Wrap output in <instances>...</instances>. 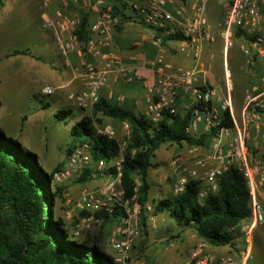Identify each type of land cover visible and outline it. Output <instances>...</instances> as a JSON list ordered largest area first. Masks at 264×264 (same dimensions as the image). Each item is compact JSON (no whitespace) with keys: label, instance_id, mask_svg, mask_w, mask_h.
<instances>
[{"label":"built area","instance_id":"obj_1","mask_svg":"<svg viewBox=\"0 0 264 264\" xmlns=\"http://www.w3.org/2000/svg\"><path fill=\"white\" fill-rule=\"evenodd\" d=\"M57 1L52 19H44L42 28L48 33L52 44L58 54L66 57L70 52L82 58L84 56L99 57L102 61L100 67L84 63L81 68L73 69V74L80 81V90L70 95L75 105L82 111H92L93 106L100 98V91L104 87L107 77L121 71L120 57L114 51H102L103 47L112 42V35L120 23L119 17L114 14L112 4L106 0H45V4ZM71 1L79 2L86 8L96 9V18L88 27L89 37L85 42H80L78 30L82 18L68 13L67 8ZM126 4L130 10L140 17L142 22L155 30H160L166 36L179 37L176 53L193 61L191 68H174L159 54L153 61L156 74V84L146 109V117L157 123L163 113L176 115L179 113L180 101L188 100L185 109H191L197 104H209L207 113L193 109V115L188 125L187 132L193 134L198 125L203 122L204 130L217 128V136L213 138L212 154L210 157L219 161V164L200 175L196 168L189 171L188 175L179 176L172 186L174 196L181 194L187 183L197 181L200 183L198 199L203 200L207 193L214 191L219 179L231 166H237L241 171L249 188L250 217L240 226L243 237V257L238 258L231 254L217 255L208 250L206 243L199 242L190 249L182 264H246L250 259L254 229L264 222V206L257 198V190L264 186V164L253 159L247 146L248 129L253 124L262 122L264 118V90L260 95L248 93L245 97V120L238 126L232 113L230 98L231 87H227V95L220 102L218 108L214 106L216 97L212 87L204 81L198 84L199 76L206 72L203 62L205 48L213 42L214 37L209 28L205 15L206 5L209 0H194L196 7L190 14L183 3L175 4L174 0H119ZM264 0H231L225 17V27L221 37L226 48L232 45V30H240L252 38L251 44L255 48H264V17L261 5ZM168 5L174 6V12L167 9ZM155 44L162 45L161 38L155 39ZM246 53L248 51H245ZM225 77L229 78L228 71ZM129 81L133 79L127 75ZM55 88L44 86L42 95L50 96ZM226 113L231 123L230 126L222 124L221 116ZM98 135L108 140L118 142L116 129L105 124H95ZM129 125L121 123L123 141L119 144L120 154L113 160H93L86 144H77L69 153L65 165L52 172V184L62 185L71 179L77 178L84 171L89 172L90 181L107 178L106 181L92 189H83L78 196L63 193L64 204L79 214L76 223L75 235L89 228L90 223L98 222L97 215L113 213L115 208L123 211L124 217L118 226L111 229L110 245L121 257H127L140 233L142 211L151 213L152 204L145 203L141 206L137 196L126 197L121 187L122 151L129 139ZM178 157L172 161L176 166ZM195 167H203L202 159L195 161ZM111 169V173L108 171ZM119 260V259H118ZM143 264V263H139Z\"/></svg>","mask_w":264,"mask_h":264},{"label":"trees","instance_id":"obj_2","mask_svg":"<svg viewBox=\"0 0 264 264\" xmlns=\"http://www.w3.org/2000/svg\"><path fill=\"white\" fill-rule=\"evenodd\" d=\"M106 1L112 4L120 22L135 20L145 25L126 4L119 0ZM3 5L4 0H0V10ZM155 33L162 44L179 39L166 36L160 30ZM235 36L250 39L240 30H236ZM88 37V19L82 17L78 38L85 42ZM12 54L31 56L29 49H15ZM35 59L44 62L42 58ZM194 108L207 113L210 105L197 104L176 115L166 112L153 123L146 116L113 106L100 97L91 114L70 127L72 141L67 151L69 153L77 144H86L94 161L113 160L120 154L118 142L98 135L94 126L110 124L115 127L128 123L130 136L122 151L121 187L126 197L136 195L137 202L143 206L150 190L147 172L155 166L152 160L162 145L206 148L217 136V128L199 136L186 131ZM67 116L65 111L54 115L57 121H64ZM221 118L223 125H231L226 113ZM60 168L46 172L37 154L25 149L18 135L7 132L0 125V264H123L115 256L117 253L110 242L106 243L100 234L91 236L88 231H82L75 235L77 220L68 222L57 212L56 199L61 188L53 190L51 180L52 172ZM108 172L111 173V169ZM88 174L87 170L81 173L78 182L90 181ZM199 190L200 183L190 181L181 194L154 201L152 214L166 213L175 225L192 228L209 246L237 251L235 236L241 235L240 226L249 220L251 213L249 188L241 171L231 166L217 182L216 189L207 193L203 200L198 199ZM146 215L148 213L142 211L140 231L141 227L145 229ZM97 217L103 226L109 224L111 232L112 226L121 223L124 213L115 208L110 215Z\"/></svg>","mask_w":264,"mask_h":264},{"label":"crops","instance_id":"obj_3","mask_svg":"<svg viewBox=\"0 0 264 264\" xmlns=\"http://www.w3.org/2000/svg\"><path fill=\"white\" fill-rule=\"evenodd\" d=\"M41 1L42 0H16L15 4H20L25 7L31 5L32 3L39 5ZM174 2L176 5L183 3L190 14L196 7L194 0H174ZM230 4L231 0H209L206 5L205 15L214 40L205 48L203 62L206 65V72L204 75L199 76L198 84H202L205 81L207 85L214 89L216 94L214 106L217 108L220 102L223 101L227 95V87H231L230 98L233 117L236 124L238 126H242L246 116V95L248 93L260 95L264 90V48H255L252 46V38L248 39L246 37L244 38V36L236 37V30L234 29L232 30V33L237 42L234 44L232 43L229 48L225 47L220 34L225 27V17ZM45 6L46 7H41L37 11L36 15L39 22L47 18L52 19L54 10L59 6V3L57 1H53ZM167 9L170 12H174L175 10L172 5H168ZM67 10L68 13L78 15L81 18L87 17L88 27L94 22L97 15L95 8H86L79 2L74 1H71ZM261 11L264 17V4L261 5ZM155 37V30L142 25L135 20H123L120 22L112 35L111 44L102 48L103 52L109 50L116 52L121 61V71L115 74H110L107 77L104 87L100 91V97L104 98L107 103L113 106H118L124 110L131 111L136 115L145 116L149 99L152 95V89L156 84V74L152 64L155 58L161 54L165 61L169 62L174 68H191L193 66L194 63L190 58H186L176 53L175 48L177 46V42L168 41L159 47L155 44ZM245 51L248 52L246 53ZM57 56L59 57L60 66L58 67L56 64H52V66L47 69L40 68L39 65L35 63L38 60L33 63L18 62L16 66L18 69H25L27 79L23 80V84L16 86L22 88L19 91L15 90L17 88H14V86L11 87V89L9 88L10 90H6L5 105L0 101V108H4L6 111L13 112L15 114L17 112V108L20 106L19 104H21L22 99L20 98L24 96L27 97L26 103L30 101V99L32 100V98L37 99L39 95L42 96V93H40L38 88L46 83L55 86L54 92L56 96L54 103L60 104L62 107L70 108L69 101L72 100L70 95L80 90V81L74 77L73 69L81 68L84 63H90L94 66L100 67L102 65V61L99 57L93 56H84L80 58L75 54V52H70L65 58L59 54H57ZM50 60L54 61V58H50ZM226 71L229 73V78L225 77ZM127 75H131L133 79L129 81ZM12 91L14 92L13 94L20 99L19 103H16V101L11 103L9 95ZM188 103L189 101L187 99L184 101L181 100L179 103V112H184L185 105ZM32 108L35 110V114H33L35 115L34 119L32 120L29 118L25 121L26 123L21 133L26 136V133H28L27 129H29V131L33 134V137L36 138L35 141H26L22 136H20V134H18V132L10 129H3L9 133L18 135V138H21V141H19L23 145L31 147L33 152L39 156L38 152L41 149L40 144L42 141L45 144L44 147L48 148V141L46 139H42V137L39 138V135L45 128L44 125L46 120H48V118L51 119V116H48L46 112L50 106L49 104L42 102L38 106ZM76 108V114H73L71 109H68L67 111L59 110L65 111L68 114L67 118L60 122H67V120H70L72 126L80 121L84 116H89L91 114L89 111H82L77 106ZM54 115L53 119L55 118ZM13 117L17 119L16 115H13ZM4 124H6V122ZM0 125L2 126V124ZM114 128L117 133L119 131L122 132L121 124L115 126ZM203 132H205L204 124L201 122L198 125L197 130L193 132V135L199 136ZM212 143L213 139L208 142L206 148L188 146L186 144H182L180 146L176 144L162 145L156 151L155 157L152 160V163L155 166L147 172V182L150 186L149 193L152 187L155 191V197L151 198L148 196V201L146 203L152 204L154 201L157 202L173 195L172 186L177 178L179 176L188 175L189 171L193 168H196L200 175H204L209 169L218 165L219 161L210 157L212 154ZM246 146L250 154L253 156V159L259 161L261 164H264V118L261 123L256 125L253 124L249 127ZM52 147L55 148L56 145H52ZM175 157H178L176 166L172 163ZM198 159H202L205 162L203 167H195V161ZM43 164L48 168L50 167V165L46 162H43ZM106 179L107 178L99 179L97 181L84 182L82 183L80 191L82 189H92L96 186L102 185ZM167 182H170L169 186L166 185ZM257 198L264 206V186L258 188ZM67 210L68 208L65 207L63 212H61L63 218L67 221L70 219L73 221L77 220V217L74 215L76 213L72 210L70 211L72 213L71 214L67 212ZM149 214L151 215L152 212L148 213V215ZM160 215L161 213L154 215V217H158ZM152 218L153 216H149V220ZM106 227L108 228L109 224H106ZM157 227L161 230V224L153 225V228ZM253 233L251 256L250 259L247 260L246 264H264V222L259 224L254 229ZM140 235L141 231L134 242L133 248H135L134 250L137 252L142 253L143 243L141 239H139ZM103 240L106 243L110 242L109 238L108 241L105 238H103ZM234 242L237 251L233 250L231 252L229 247H212L209 245L208 250L217 255L231 254L242 259V251L245 246L242 234L236 235ZM151 256L152 258H144L143 260L137 261V264H155V262L161 263V249L155 250ZM133 264L136 263L134 262Z\"/></svg>","mask_w":264,"mask_h":264},{"label":"rangeland","instance_id":"obj_4","mask_svg":"<svg viewBox=\"0 0 264 264\" xmlns=\"http://www.w3.org/2000/svg\"><path fill=\"white\" fill-rule=\"evenodd\" d=\"M15 1L4 0V5L0 10V101L4 105L6 90L14 86V88H17L15 90L19 91L22 88L16 86L23 84V80L27 79L25 69L21 70L16 66L18 62L33 63L36 61L35 57H39L44 60V62L39 60V62H35L40 68L47 69L52 64L60 66L59 57L57 56L58 52L53 47L48 33L42 28L43 21L39 22L36 15L38 9L46 7L45 0H42L39 5L32 3L25 7L15 4ZM231 41L233 44L237 42L234 36ZM15 49H29L31 56L13 55L12 53ZM50 58H54V61L50 60ZM47 85L55 88V86L46 83L38 88L40 93L41 89ZM13 93L12 91L9 95L11 103L15 101L19 103L20 99H22L21 104H19L20 106L17 108L15 114L6 111L4 108H0V124L6 130L10 129L18 132L26 141H35L36 138L33 137L29 129H27L28 133H26V136L21 131L26 123L25 121L29 118L34 119L35 115L33 114H35V110L32 107H36L42 102L49 104L50 108L46 112L48 116H51V119L48 118L46 120L45 128L39 135V138L42 137V139L48 141V148L44 147L43 141L41 144L39 143L41 149L38 152V158L46 172L58 166L62 168L66 162L68 156L67 150L72 140L69 133L72 123L70 120H67V122L57 121L55 118L53 119V115L59 110L67 111L68 109H71L72 113L76 114L77 108L74 101H69L70 108L62 107L60 104L54 103L56 96L54 92L50 96L39 95L37 99L32 98V100L30 99L26 103L27 97L24 96L18 99ZM13 115H16L17 119ZM22 118H25V121H22ZM5 122L6 124H4ZM117 134L118 142L121 143L123 141V132L119 131ZM19 140L21 141V138ZM52 145H56V147L54 148ZM22 146L33 152V149L28 145L22 144ZM43 162L48 163L50 169ZM166 185L169 186L170 182H167ZM81 186L82 183L78 182L76 177L63 185L52 184V188L55 191L61 188V193H59L56 199V210L59 214H62L61 212H63L65 207L68 208L67 212L71 213L70 211H72L70 207L65 206L63 193L76 196L79 194ZM149 196L151 198L155 197V191L152 187ZM74 212L76 213L74 214L75 217L78 218L79 214L76 211ZM149 216H153V218L149 220ZM146 217L145 229L141 227V235L139 237L143 243L142 253L132 248L127 257L115 254L123 264H133L134 262L137 264V261L144 258H152L151 255L157 249H161V263L155 262V264H182L190 249L197 243L202 242L192 228H181L175 225L166 213H161L158 217H154L152 214L146 215ZM70 221L73 222L71 219L68 222ZM154 224H161V230L158 227L153 228ZM85 231H88L91 236L100 234L102 239L105 238L107 241L108 238L110 239V229L106 227V224L103 227L100 221L90 223L89 228Z\"/></svg>","mask_w":264,"mask_h":264}]
</instances>
